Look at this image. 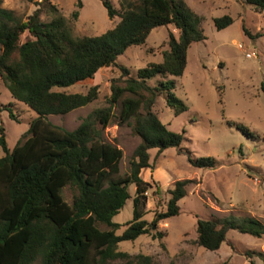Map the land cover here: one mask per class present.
Returning a JSON list of instances; mask_svg holds the SVG:
<instances>
[{
  "label": "trees",
  "instance_id": "16d2710c",
  "mask_svg": "<svg viewBox=\"0 0 264 264\" xmlns=\"http://www.w3.org/2000/svg\"><path fill=\"white\" fill-rule=\"evenodd\" d=\"M100 1L109 18L117 17L119 22L101 35L83 37L75 34L78 10L67 19L50 0H43L32 15L22 20L0 6V78L13 99L37 114L13 149L8 146L4 127H0L4 153L0 157V264H111L122 260L131 264L130 259L137 264H154L149 256L132 258L118 250L119 243L135 241L150 232L143 218L148 212L147 193L152 184L141 177L143 170L153 169L150 150L162 154L176 148L193 167L216 168L215 159L195 157L182 145L185 131L169 130L153 112L161 96H165L175 116L188 110L174 93L176 82L163 81L153 87L148 84L160 74L183 76L189 48L205 39L203 17L184 0H125L119 10L110 0ZM245 1L264 10V0ZM44 5L52 14L49 21L41 17ZM232 23L230 16L214 19L218 30ZM170 26L179 36L169 32L162 61L138 70L136 77L129 76L118 58L130 47L144 45L155 29ZM25 33L32 39L22 41ZM113 66L119 68L122 77L112 81L108 106L95 109L73 131L47 121L48 116L66 115L97 100V86L87 93L65 90ZM121 79L123 85L117 83ZM125 93L133 97L123 98ZM119 103L120 123L129 124L140 140L129 173L124 176L120 175L123 151L104 139L113 109ZM3 110L18 122L9 107ZM192 183L191 179L175 182L168 192L166 211L156 213L151 226L180 214L179 202ZM131 185L135 186L133 217L117 235L122 225L114 223L113 218L131 198ZM67 191L72 193L70 201ZM99 225L108 229L102 230ZM231 230L264 237V224L253 217L241 221L232 217L200 219L197 244L217 251ZM258 256L264 261L263 254Z\"/></svg>",
  "mask_w": 264,
  "mask_h": 264
},
{
  "label": "rangeland",
  "instance_id": "374dc122",
  "mask_svg": "<svg viewBox=\"0 0 264 264\" xmlns=\"http://www.w3.org/2000/svg\"><path fill=\"white\" fill-rule=\"evenodd\" d=\"M43 0H0V6L26 20ZM115 9L125 0H110ZM138 1V0H131ZM198 15L203 17L202 29L205 39L193 43L187 54V67L183 76L160 74L148 84L176 82L175 95L184 101L188 110L179 116L166 104L165 96L157 99L153 112L169 130L185 131L183 146L195 157H212L215 169L195 168L187 156L176 148H168L162 154L150 150L153 169H145L141 177L152 184L147 193L149 234L135 241L119 243L118 250L134 258L145 255L154 264H264L258 256L264 255V237L257 238L231 230L226 243L219 250L209 251L197 244V222L200 219H223L232 217L237 221L255 218L264 224V10L256 9L245 0H184ZM64 17L71 19L74 11L79 18L74 22L77 36H98L113 28L119 18L110 19L100 0H50ZM80 4V5H79ZM230 16L233 23L218 30L214 19ZM43 21L52 14L43 6ZM176 37L179 32L172 26L155 29L142 46H132L117 62L125 67L131 77L151 63L162 61L168 49V34ZM261 35V36H259ZM32 39L25 33L22 41ZM252 53V58L247 56ZM128 76V77H129ZM118 67L104 68L88 81L65 91L87 93L97 86L98 98L90 105L66 115L48 116L47 121L65 130L73 131L95 109L108 106L113 80H119ZM124 77V79L128 78ZM123 81L117 82L123 85ZM133 97L125 93L123 98ZM9 107L18 122L3 110ZM121 103L114 109L110 125L104 131L105 141L123 151L120 175L129 173L130 161L140 143L127 123H120ZM37 114L27 105L12 98L0 78V127L5 129L7 143L13 149L28 131ZM0 146V157L3 156ZM191 179L187 196L179 202L180 214L151 226L156 213L167 209L169 190L176 181ZM159 186V188H158ZM131 198L113 218L122 225L121 235L133 217L135 186L129 187ZM71 194L66 192L67 200ZM102 230L108 229L99 225ZM161 233L163 236H159ZM251 256V257H249ZM131 264L137 261L130 259ZM111 264H127L126 260Z\"/></svg>",
  "mask_w": 264,
  "mask_h": 264
},
{
  "label": "built area",
  "instance_id": "2783aa9c",
  "mask_svg": "<svg viewBox=\"0 0 264 264\" xmlns=\"http://www.w3.org/2000/svg\"><path fill=\"white\" fill-rule=\"evenodd\" d=\"M252 55H253L252 53H248V54H247V56H248L249 58H252Z\"/></svg>",
  "mask_w": 264,
  "mask_h": 264
}]
</instances>
